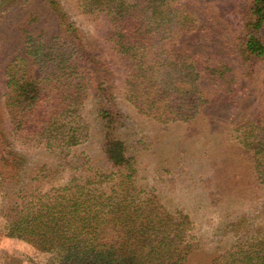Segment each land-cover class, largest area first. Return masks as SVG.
Segmentation results:
<instances>
[{"label": "trees", "instance_id": "1", "mask_svg": "<svg viewBox=\"0 0 264 264\" xmlns=\"http://www.w3.org/2000/svg\"><path fill=\"white\" fill-rule=\"evenodd\" d=\"M198 5L74 0L73 8L103 16L117 94L163 129L192 130L239 102L231 137L264 186V100L249 105L244 82H254L264 57V0H251L244 25L218 45L212 8ZM101 53L59 2L0 0V188L9 236L61 252L55 264H264V229L245 225L247 215L220 229L241 242L203 260L188 214L138 183L139 148L129 143L111 60ZM93 139L102 161L85 153ZM32 149L50 154L53 166L31 165Z\"/></svg>", "mask_w": 264, "mask_h": 264}, {"label": "rangeland", "instance_id": "2", "mask_svg": "<svg viewBox=\"0 0 264 264\" xmlns=\"http://www.w3.org/2000/svg\"><path fill=\"white\" fill-rule=\"evenodd\" d=\"M54 1L68 12L69 21L75 22V27L95 41L102 51L101 57L111 60L109 68L114 72L115 103L125 114L129 143L139 148L138 183L159 193L161 203L168 210H183L188 214L198 257L209 260L224 253L235 241L241 242L240 235L220 230L226 221V225L231 224L236 216L247 215L245 225L250 229H264V186L255 181L256 175L231 137L232 115L238 113L239 102L229 113H221V116L209 113L205 121L203 116V121L200 119L192 130L174 125L163 129L162 125L143 117L127 104L120 94L122 90L119 89L117 94L120 76L104 40L109 26L103 16L82 14L73 8L74 0ZM196 1L202 8H212L210 11L220 26L213 39L218 45L219 39L225 41L240 29L246 15L245 6L251 0ZM213 52L217 57L221 56L220 51ZM229 62L233 64L234 58L230 56ZM253 71L254 82H244L252 88L248 104L252 103L254 107L264 100V57L255 63ZM90 108L89 103L87 109ZM86 119L89 123L92 121L89 111ZM28 153L34 162H30L31 165L54 164L50 154L35 149ZM85 153L102 161L99 144L94 139ZM6 212V201L0 188V264H55L59 260V251L41 253L25 241L10 237Z\"/></svg>", "mask_w": 264, "mask_h": 264}]
</instances>
